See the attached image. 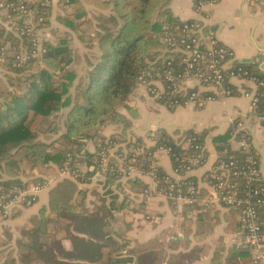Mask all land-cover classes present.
Wrapping results in <instances>:
<instances>
[{
	"label": "trees",
	"instance_id": "obj_1",
	"mask_svg": "<svg viewBox=\"0 0 264 264\" xmlns=\"http://www.w3.org/2000/svg\"><path fill=\"white\" fill-rule=\"evenodd\" d=\"M171 1L59 0L67 16H58L57 22L78 34L79 41L88 38V49L95 50L94 56L85 58V77L70 69L77 51L72 50L65 39L56 45L42 39L44 52L24 65L19 66L13 57L0 62V194H6L14 187L27 188L47 182L38 175L42 169L58 170L66 163L71 168L75 161L84 166L80 180L57 178L43 191L47 194L46 203L21 228L19 238L7 247L0 244V264H194L202 259L201 247L182 251L180 242H169L165 232L137 242L127 237L131 231L129 224L124 233L111 230L114 213L130 210V195H144L146 186L140 180L120 179L116 172L107 171L98 176L103 182L102 194L93 187L84 188L100 171L99 147L94 143L99 138L97 130L105 123L113 122L122 129L119 136L109 138L118 142L127 136L129 124L116 115V110L125 105L135 89L136 79L146 61L163 54V36L175 33L180 25L170 11ZM71 8L72 12L68 13ZM44 17L40 27L42 32L50 26L51 9L45 10ZM15 22H0V35L6 43L20 42L13 28L8 29ZM86 25H92L94 29L90 38L82 33ZM259 93L254 114L264 129V90ZM128 113L133 119L137 117L134 108H128ZM59 114H63L62 127H59L60 123L50 124L56 126L50 131L59 134L57 139L51 143L47 138L40 140L32 126ZM156 136L157 144L170 147L172 154L184 152L182 146L175 144L165 132H157ZM228 140V135L217 136L213 144L228 150ZM89 142L95 148L92 154L86 151ZM123 143L124 146L117 147L115 153L118 156L127 154V159L139 147L144 154L153 151L139 140L135 144ZM187 152L193 154L195 150L188 149ZM232 155L237 153H228L219 160L226 161ZM123 161L128 163L130 160ZM110 163L116 164V161L110 160ZM150 163L151 160H136L134 166L147 169ZM157 176L161 178L164 173L157 170ZM186 180L195 185L193 179L187 177ZM199 194L202 198V192ZM40 196L24 209L39 204ZM89 196L96 201L92 209L86 202ZM119 197L122 201L117 204ZM181 208L182 232L187 236L191 232L192 217L197 223H210L211 227L218 223L212 209H205L198 202ZM21 214L22 210L6 220ZM233 221L234 216L226 217V231L235 230L231 226ZM238 233H241L240 247L227 250L220 237L209 264H253L244 234L241 230Z\"/></svg>",
	"mask_w": 264,
	"mask_h": 264
},
{
	"label": "built area",
	"instance_id": "obj_2",
	"mask_svg": "<svg viewBox=\"0 0 264 264\" xmlns=\"http://www.w3.org/2000/svg\"><path fill=\"white\" fill-rule=\"evenodd\" d=\"M214 3L215 0H195L194 10L200 13L204 7ZM50 6L51 0H0V22L9 24L15 20L8 29L13 28L15 36L20 40L18 44H10L0 35V62L13 57L20 66L44 52L40 27L45 19L44 12ZM162 44L163 54L146 61L145 68L136 79V90L142 91L168 109L191 106L202 110L210 103L232 97V84L236 82L248 86L243 90L242 97L249 99L250 108L256 111L259 91L264 90V79L250 67L234 62L233 52L223 46L215 33L202 21L181 22L175 33L163 36ZM184 136L181 144L173 139L184 150L180 155L172 154L171 148L166 145H158L156 134L149 136L152 152L144 154L145 151L139 147L129 154V159L126 153L123 156L115 153L116 148L124 143L114 141L104 144L97 153L100 160L97 176L107 171L116 172L120 179L134 178L132 173L143 174L153 184L152 188L145 190L146 198L157 194L168 200H181L177 206L198 202L205 209L222 206L227 210L238 211L250 259L253 264H264V224L261 221L264 185L260 178L258 156L253 149L247 127L240 120L231 125L229 142L238 146L235 151L237 155L229 156L226 161L219 160L212 167V195L203 198L195 185L186 182L190 170L202 167L206 162L203 147L198 143V137ZM188 149L195 152L188 154ZM156 154H165L170 158L176 179L168 175L158 178V168L153 160ZM110 160L116 161V164L110 163ZM123 160L130 161L127 163ZM136 160H151V163L147 169H142L134 166ZM83 172L84 166L78 161L71 168L66 163L60 169L61 176L73 181L80 180ZM48 184L49 182H44L27 188L14 187L6 194H0V221L16 213L18 208L35 203L39 195L48 188Z\"/></svg>",
	"mask_w": 264,
	"mask_h": 264
},
{
	"label": "crops",
	"instance_id": "obj_3",
	"mask_svg": "<svg viewBox=\"0 0 264 264\" xmlns=\"http://www.w3.org/2000/svg\"><path fill=\"white\" fill-rule=\"evenodd\" d=\"M194 3L195 0H172L169 8L173 17L180 23L202 21L215 33L219 42L233 52L234 62L248 66L264 77V0H215L214 4L204 7L200 13L195 12ZM89 9L91 10V8ZM232 85L234 90L232 97L210 103L202 110L194 109L191 106H181L171 110L135 89L125 105L117 108L116 115L128 122L127 136L133 140H139L141 144L149 148H152V144L147 141V137L157 132H165L172 140L181 133L184 135L190 133V135L198 137L201 140L200 144L203 147L206 162L189 178L193 179L203 197L212 193L211 169L216 161L225 157L227 154L225 151L228 153L236 151L229 140L227 150L220 145L215 146L213 139L217 136L228 135L231 125L240 120L247 127L257 148L260 178L264 185V129L255 117V112L250 108L249 99L242 97L243 90L248 86L236 82H233ZM128 108L136 110L137 117L135 119L129 116ZM121 129L115 123L107 122L97 130L96 135L105 139L121 132ZM86 151L90 154L94 153L95 148L92 143H87ZM153 160L155 164L159 163V166L156 165L160 172L171 174L172 164L167 156L157 154ZM38 175L49 181L59 176L56 169H42V171H38ZM134 178L140 180L146 186V190L150 189L149 178L145 175L137 174ZM102 183V179L95 176L91 184L84 188L93 187L102 194ZM156 196L159 195L156 194ZM100 198L102 199V195ZM148 198L150 197L146 198L141 194L137 197L131 194L129 198L130 210L114 213L111 230L115 233H124L126 225L129 224L131 231L127 233V237L137 242L147 241L165 232L169 242H180L182 251H188L198 246L203 249L204 253L206 247H212L209 257H202L204 259L194 264H209L215 244L220 237L224 239L227 250L240 247L241 237L238 232L241 228L238 211L215 206L212 211L216 214L218 223L212 227L208 222L197 223L192 217L191 232L187 236L182 232L183 228L181 227V207L185 204H179L176 209L171 206L170 209L169 204L167 202L166 204L164 200L154 197L146 202ZM46 200L47 194L42 192L39 204L24 210L20 216L7 223L16 226L21 224L20 227H23L25 225L21 222L23 217L37 214L40 206L44 205ZM121 201L122 197H119L117 204ZM86 202L89 209H92L96 204L94 198L90 196ZM135 205L138 206V210L132 208ZM149 211L157 213V222L150 221ZM130 212L133 213L132 219L126 220ZM134 213H144L143 218L137 217L138 215ZM231 216H234L231 226L235 230L228 232L226 231L228 227L226 217ZM261 221L264 224V210L261 211ZM14 235L16 234L14 233ZM19 236L20 232L17 231L15 239ZM204 238H206L205 242L201 240ZM208 239L211 241H207Z\"/></svg>",
	"mask_w": 264,
	"mask_h": 264
},
{
	"label": "rangeland",
	"instance_id": "obj_4",
	"mask_svg": "<svg viewBox=\"0 0 264 264\" xmlns=\"http://www.w3.org/2000/svg\"><path fill=\"white\" fill-rule=\"evenodd\" d=\"M63 6L62 4L59 3V0H51V6L48 8V9H51V17L49 18V21H50V26L47 30H45L44 32H42L41 30V45H42V39H45L46 42H49L51 44H58L60 42V40H68L69 42V47L72 49V50H76L77 51V56L76 58H74L73 62L71 63L70 65V69H73L74 71L78 72V74L81 76V77H85L86 76V72H87V68L85 66V58L86 57H92L95 55V50L94 49H88V46H89V41H88V38H86L84 41H79L78 40V34L76 33H73V32H70L68 29H66L65 27L61 26L58 22H57V17L60 16L62 18H65L67 16V13H64L63 11ZM90 10V9H89ZM72 12V8L68 10V13H71ZM82 33L83 35L87 36L90 38V36L93 35V28H92V25H86L82 28ZM9 43V42H8ZM11 44V43H10ZM22 50V49H21ZM142 93V91H141ZM145 95V94H144ZM146 96V95H145ZM148 97V96H147ZM150 98V97H149ZM153 100V99H152ZM175 109V108H174ZM195 109V108H194ZM172 110V109H171ZM198 110V109H197ZM62 116L63 114H59L56 118L54 119H49L48 121H41L40 124H34L32 126V128L34 129V131H36L39 135V139L44 141L46 138L48 139V143H51V142H54L57 137L59 136L58 133H52L50 130L54 129L56 126L54 125H51L50 124L53 122L55 124H59V127H62V124H61V119H62ZM110 123H113V122H110ZM49 125V126H48ZM58 127V126H57ZM52 128V129H51ZM50 131V132H49ZM120 132L119 133H115L113 134V136L115 135L116 137L119 136ZM250 134V133H249ZM149 135V134H148ZM147 135V136H148ZM112 136V135H111ZM110 136V137H111ZM184 134L181 133L179 136H175V140H177V143L178 144H181V141L183 140L184 138ZM114 138V137H113ZM250 138H251V134H250ZM156 139H157V136H156ZM118 140V139H117ZM251 140V143H252V146H253V149L256 153L257 156H259L258 154V151H257V148L255 147L254 143H253V140L252 138L250 139ZM115 140L113 139H110L109 137L108 138H98V140H96L94 143L97 144V146L99 148H101L104 144H108L109 142H114ZM123 141H126V142H129L132 144H135L137 142V140H133L131 139L129 136H126V137H121L119 139V142L120 143H123ZM147 141H150V138L149 136L147 137ZM157 142V141H156ZM235 148H236V151H237V148L238 146L236 144H232ZM124 146V145H123ZM133 145H131V149L133 148L132 147ZM233 147V148H234ZM157 155V154H156ZM154 155V157L156 156ZM160 155H163V156H166L165 154H160ZM168 157V156H167ZM169 158V157H168ZM170 159V158H169ZM171 162V160H170ZM157 164V163H156ZM172 164V163H171ZM159 166V163L157 164ZM205 165V164H204ZM203 165V166H204ZM202 166V167H203ZM199 168L201 167H197V168H194L192 170H190V172L188 173V175L186 177H189L193 172H195L196 170H198ZM172 169H173V165H172ZM171 169V170H172ZM260 170V169H259ZM58 171V175L56 178L52 179V181H49V180H46L47 182H49L48 184V187L49 185L53 184L57 178H62V177H65V176H61L60 175V169L57 170ZM137 174L134 175V173L131 174L132 177H135ZM143 175V174H141ZM164 175H168L170 176L171 178L173 179H176V177L173 175V171L170 173H164ZM147 178H149L148 176H146ZM185 177V178H186ZM67 178V177H66ZM149 182H150V185L149 187L152 188L153 187V184L151 182V179L149 178ZM30 187V186H29ZM83 187V186H81ZM45 191V190H44ZM212 195V193H211ZM40 196V195H39ZM144 196V195H143ZM150 198H148L146 200V202L151 199V198H154V197H157V198H160L162 200H164V202L168 203L169 206H170V209H171V206L172 207H178L177 204L181 202V200L179 199H176V200H168L166 198H163L162 196H154L153 195H150L148 196ZM203 198V197H202ZM166 203V204H167ZM188 205V204H187ZM132 208H134L135 210H138V206L135 205V207L132 206ZM175 208V209H176ZM174 209V210H175ZM211 209H214V208H211ZM22 212L24 210H26V208H18L16 210V213H18L19 211ZM136 212V211H135ZM150 215H149V218H150V221H158L157 220V213L155 212H148ZM36 214V213H35ZM35 214L33 216H35ZM135 215L137 214L138 216L137 217H140L143 218V214H139V213H134ZM132 215L133 213L130 212V214L127 215V219L126 220H130L132 219ZM33 216H28L26 215L25 217H23V219L21 220L22 223H25V225L28 224V221L29 219H31ZM11 220H6L2 223H0V244L2 245L1 247H7L11 244H13L16 236H17V231L20 232L21 228V224L16 226V225H12L11 223H7V222H10ZM7 223V224H6ZM24 225V226H25ZM14 233L16 235H14ZM14 235V236H13ZM8 238L11 240H8ZM19 238V237H18ZM209 238V237H208ZM205 239H201L202 241L205 242ZM207 241H211V239H208ZM212 249V247L210 248L209 246L206 247V250L204 251V256L203 257H209L211 254H210V250ZM212 252V251H211ZM204 259V258H202ZM204 262H206L204 260Z\"/></svg>",
	"mask_w": 264,
	"mask_h": 264
}]
</instances>
